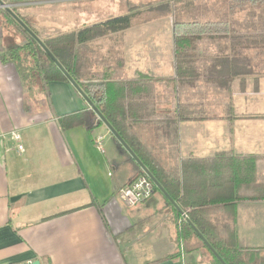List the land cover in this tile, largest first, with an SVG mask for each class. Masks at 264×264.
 <instances>
[{"label":"crops","instance_id":"crops-1","mask_svg":"<svg viewBox=\"0 0 264 264\" xmlns=\"http://www.w3.org/2000/svg\"><path fill=\"white\" fill-rule=\"evenodd\" d=\"M98 1L9 4L26 17L41 39L27 6L38 4L46 12L58 3L60 14L81 20V26L74 28L78 29L109 19L98 16ZM7 18L0 7V264L34 260L41 264H211L204 249L176 255L179 211L161 191L137 204L124 200L119 190L142 168L96 114L88 112L91 126L60 125V117L90 105L69 81L42 77L36 56L26 45L28 36L4 27ZM130 27L95 39L99 41L94 45L108 40L100 50L106 53L103 73L111 89L125 81H147L151 86V121L158 129L153 131L156 142L149 145L150 150L174 170L186 159L231 157L239 173L249 168L247 174L253 180L264 181V48H236L240 54L234 60L228 48L221 55L228 60L213 66L217 46L203 38L193 67L196 73L180 80L173 43L147 51L133 45ZM125 53L130 57L126 67L110 77L114 69L110 61L122 62ZM242 53L251 59L244 61ZM112 54L119 56L113 60ZM246 62L249 72H245ZM91 70L98 71L96 62ZM213 76L218 78L208 79ZM110 95L112 100H126L124 92L119 96L110 90ZM180 102L192 104L198 117L177 120L176 139L170 145L163 121L174 117ZM147 124L142 131H149ZM10 131L20 135L22 151ZM98 137L102 149L95 143ZM234 207L238 246L260 255L264 252V198L235 200Z\"/></svg>","mask_w":264,"mask_h":264},{"label":"trees","instance_id":"trees-1","mask_svg":"<svg viewBox=\"0 0 264 264\" xmlns=\"http://www.w3.org/2000/svg\"><path fill=\"white\" fill-rule=\"evenodd\" d=\"M5 1L11 3L18 0ZM195 1L180 2L184 5L179 10L174 5L175 2H179L178 0H162L158 6H161L163 11L172 10L175 16L182 13L181 10L191 8ZM216 2L220 8L233 14L244 13V28L247 29L237 30L225 20L200 21L193 16L188 20L175 19L172 22V43L175 72L180 80L189 79L196 73V62L200 58L198 43L203 38L214 42L217 46V53L211 57L213 66L218 65L223 59L228 60L221 56L228 48L229 53L233 55L230 57L231 60L240 54L236 48H264V0H216ZM186 13L192 12L182 14ZM133 16V12L130 11L40 40L81 88L92 106L101 113L137 157L142 168L139 174H149L155 182L154 190H159L158 186H160L167 194V199L169 198L168 204L171 206L173 204L179 211L175 220L178 227L176 253H179L176 255H180V251L186 253L204 249L211 264H256L255 256L261 258L257 251L241 248L237 244L234 201L264 198V181L253 180L247 174L249 168L239 173L231 157L222 161L186 159L180 163L177 170L166 168L149 147V145L154 146L156 136L153 131L158 129L156 123L151 121L154 106L149 83L125 81L118 84V89H111V84L106 81L108 78L106 73H103L104 76L101 78H95L94 75L93 78L84 77V69L88 68L89 62L86 61L87 55L90 54L92 42L129 27ZM9 17L14 20L10 15ZM20 18L35 33L26 17L20 16ZM25 33L28 36L26 45L34 52L37 68L42 77L68 82L61 68L47 55L41 45L31 35ZM223 39L224 43L218 42ZM242 58L244 61L251 59L243 53ZM244 66L245 72L251 71L248 62ZM216 78L218 76L208 77V79ZM128 83L131 87L125 88V84ZM110 90L117 91L119 96L124 92L126 100H112ZM132 93L133 96L130 95ZM88 112L96 114L92 108H88L60 117L59 123L63 128L76 124L91 126L93 122L88 118ZM197 113L192 104L180 102L176 106L174 117L164 119L163 124L166 129L164 132L170 145L176 139L177 120L198 117ZM97 120L101 122L98 117ZM146 123H148V132L142 131Z\"/></svg>","mask_w":264,"mask_h":264},{"label":"rangeland","instance_id":"rangeland-1","mask_svg":"<svg viewBox=\"0 0 264 264\" xmlns=\"http://www.w3.org/2000/svg\"><path fill=\"white\" fill-rule=\"evenodd\" d=\"M178 1L179 2H175L174 5L179 10L184 5V3L180 2H184L186 0ZM161 2L162 0H99L98 6L101 10L98 16L113 18L132 11L135 15L131 20V27L130 30H128V35L131 36L130 40L134 46L140 45L145 47L147 51L156 49L161 50L163 48L166 49L169 45H172L171 25L175 19L188 20V18L193 16L194 19L200 21L225 20L230 23L231 27H234L237 30L245 31L247 29L244 28V13L242 14V18L236 13L233 14L228 10L226 11V9L223 10L219 7L220 5L217 3L218 1L216 2V0H196L191 8L189 7L180 11L182 13L192 12L191 14L179 13V15L176 14L175 16L170 9V12L169 10L163 11L161 6H158ZM58 7L59 4L56 3L46 12H44V10H40L38 4H31L26 7V9L28 8L31 14L34 15L33 26L37 28L38 36L40 38L54 36L56 34L69 31L70 29L75 30L74 28L81 26L80 19H76L74 17L71 18V16L66 18L63 13H59ZM17 15L19 17L21 16L18 13ZM234 15L237 16L235 17ZM237 17H240V19H237ZM3 26L9 27L11 31L12 29H16V31L21 34V37L27 38V34L23 31L22 27L16 21L10 19V17L3 21ZM68 28L70 29L68 30ZM101 39L103 40L104 38ZM95 41L92 42V45L90 46V54L87 55L86 61L89 62L87 63L88 68L84 69L85 78H93V75L95 78H101L104 76L103 72L106 63L104 59L106 58V53L100 50V46L107 47L108 40L100 43L101 45H94V43H98L99 40ZM218 42L222 43V40H218ZM207 43L211 44V41H207ZM149 53L151 54V52ZM118 56L119 54L109 55V57L113 58V60ZM129 59L130 57L127 53H125L122 62H116L115 60L110 61V64L114 66V69L113 75L109 74V76L116 77L120 70L126 67ZM93 62H96L98 65V71L95 72V74H92L90 66ZM258 256L261 258L255 256V263L264 264V252L260 253V255L258 254Z\"/></svg>","mask_w":264,"mask_h":264},{"label":"built area","instance_id":"built-area-1","mask_svg":"<svg viewBox=\"0 0 264 264\" xmlns=\"http://www.w3.org/2000/svg\"><path fill=\"white\" fill-rule=\"evenodd\" d=\"M9 134L15 141L18 142L16 145L18 151H22L23 146L20 144V135L16 131H10ZM100 141L101 137H98L95 140V143L100 149H102ZM154 186L155 184L148 174L140 173L128 184L121 187L119 192L124 200L129 204H137L147 200L154 194Z\"/></svg>","mask_w":264,"mask_h":264},{"label":"water","instance_id":"water-1","mask_svg":"<svg viewBox=\"0 0 264 264\" xmlns=\"http://www.w3.org/2000/svg\"><path fill=\"white\" fill-rule=\"evenodd\" d=\"M0 7L3 8L25 31L29 33L38 43L41 45V47L45 50L47 55L58 65L59 68L63 71L69 82L75 87V89L85 98L87 103L90 105V108L94 110L98 118L105 123L111 130V132L115 135V137L120 141V143L129 151V153L132 155V157L140 164L137 157L133 154V152L127 147V145L121 140L119 135L114 131V129L108 124V122L105 120V118L101 115V113L92 106L90 100L85 96V94L82 92L81 88L77 85V83L71 78V76L61 67V65L57 62L55 57L45 48L42 41L35 35V33L27 26L25 23L21 20V18L13 11L12 5L9 3H5L2 0H0ZM149 175V174H148ZM150 176V175H149ZM151 177V176H150ZM152 179V177H151ZM153 180V179H152ZM154 182V180H153ZM155 183V182H154ZM159 187V190L166 196L167 194L163 191V189ZM169 199V198H168ZM27 264H41L39 260L31 261Z\"/></svg>","mask_w":264,"mask_h":264}]
</instances>
